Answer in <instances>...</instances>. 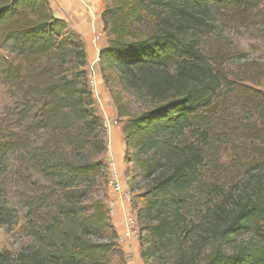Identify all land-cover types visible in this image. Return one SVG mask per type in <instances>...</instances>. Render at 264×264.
Returning a JSON list of instances; mask_svg holds the SVG:
<instances>
[{
	"label": "trees",
	"instance_id": "obj_1",
	"mask_svg": "<svg viewBox=\"0 0 264 264\" xmlns=\"http://www.w3.org/2000/svg\"><path fill=\"white\" fill-rule=\"evenodd\" d=\"M263 1L108 0L101 12L99 68L132 96L112 100L124 158L145 183L135 209L142 259L264 264V60L228 72L233 52L206 29L211 10L264 29ZM0 42L14 55L2 84L15 98L0 167L16 156L45 180L23 203L34 246L0 264H106L117 234L90 198L107 168L93 159L105 147L85 46L48 0H0ZM13 218L0 207V222Z\"/></svg>",
	"mask_w": 264,
	"mask_h": 264
},
{
	"label": "rangeland",
	"instance_id": "obj_2",
	"mask_svg": "<svg viewBox=\"0 0 264 264\" xmlns=\"http://www.w3.org/2000/svg\"><path fill=\"white\" fill-rule=\"evenodd\" d=\"M78 1L82 2L88 12L90 11V17H88L89 14H85L77 21L70 20L66 23L71 31L80 36L85 46L87 80L92 94L93 107L101 118L99 131L105 147V150L93 159L101 161L107 168L106 172L98 177L90 198L100 199L104 203L109 212L110 224L117 234V248L110 253L106 264H128L130 261L126 259L123 246L129 241L130 236L136 242L137 235H140L139 249L142 251L145 249L142 242L143 238L145 239V232L139 230L135 214L136 207L143 205V200L139 195L144 192L145 183L141 182L140 177L135 176L136 171L124 158L128 150L123 144L122 121L116 117V107L112 99L119 95L124 101H132V96L117 81L114 71L103 73L99 68V55L107 45L99 17L101 9L108 3V0ZM261 9V16L264 18V1ZM206 22L208 23L206 29L210 31L208 38L219 41L223 47L233 52L232 59L224 64L228 72L232 71L238 75L247 63H250V60L260 58L264 60L263 28L250 27V24L240 25L230 19L227 14L214 10L210 11ZM13 57L11 49L0 42V141L6 138L7 129L10 130L14 118L15 98L2 84L5 65L12 61ZM106 75L110 76L109 80L106 79ZM258 89L264 92V79L261 80ZM144 105L143 102L137 103L135 109ZM112 162L114 168L109 171L108 167L113 164ZM36 181L43 185L45 180L36 174L28 173L25 166L19 164L16 156L11 157L5 166L0 167V207L8 209L14 217L13 224L0 222V255L15 258L21 252L34 246L28 227H26L23 203L29 193L36 190L35 186L30 190L31 183ZM117 196H120L121 205L115 202ZM130 219L133 224H130ZM246 241V238L239 240L240 243ZM197 244H199V238L196 236L188 241L185 252L190 255L194 254ZM140 258L144 264H173L174 262V257H171L169 262L159 261L158 263Z\"/></svg>",
	"mask_w": 264,
	"mask_h": 264
},
{
	"label": "crops",
	"instance_id": "obj_3",
	"mask_svg": "<svg viewBox=\"0 0 264 264\" xmlns=\"http://www.w3.org/2000/svg\"><path fill=\"white\" fill-rule=\"evenodd\" d=\"M92 1L99 2V0H92ZM48 2L50 4V8L54 16L64 20L65 22H69L70 20L77 21L79 17H84L85 14H89L88 17H90L91 15L90 11L88 12V10H86L82 2H79L78 0H48ZM103 8L101 9V12ZM118 194L119 193H116V195ZM116 198L117 199L115 200V202L118 203V205H121L120 196H117ZM140 238H141L140 235H137L135 242L133 237L130 236V238L128 239L129 241L123 246L126 259L127 261L128 260L130 261V263L128 262V264H144L140 258L142 253V250L139 249L140 246L139 244L141 243Z\"/></svg>",
	"mask_w": 264,
	"mask_h": 264
},
{
	"label": "built area",
	"instance_id": "obj_4",
	"mask_svg": "<svg viewBox=\"0 0 264 264\" xmlns=\"http://www.w3.org/2000/svg\"><path fill=\"white\" fill-rule=\"evenodd\" d=\"M112 163H113V162H112ZM113 168H114V163H113V164H110L109 167H108L109 170H112ZM129 222H130V224H133V222H132L131 219H130Z\"/></svg>",
	"mask_w": 264,
	"mask_h": 264
}]
</instances>
